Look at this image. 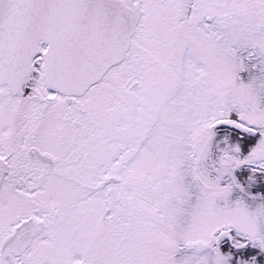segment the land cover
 Segmentation results:
<instances>
[{"label": "snow or ice", "instance_id": "obj_1", "mask_svg": "<svg viewBox=\"0 0 264 264\" xmlns=\"http://www.w3.org/2000/svg\"><path fill=\"white\" fill-rule=\"evenodd\" d=\"M0 264H264V0H0Z\"/></svg>", "mask_w": 264, "mask_h": 264}]
</instances>
